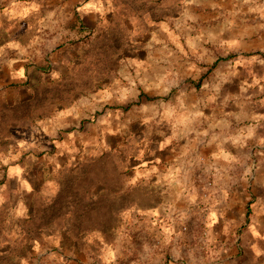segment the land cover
Listing matches in <instances>:
<instances>
[{
  "label": "rangeland",
  "instance_id": "rangeland-1",
  "mask_svg": "<svg viewBox=\"0 0 264 264\" xmlns=\"http://www.w3.org/2000/svg\"><path fill=\"white\" fill-rule=\"evenodd\" d=\"M174 2L0 0V103L19 123L0 131L15 140L0 147V264L169 261L173 241L141 227L133 209L156 198L134 180L136 160L162 124L189 119L203 95L191 86L217 89L221 49L193 45L192 31L211 36L236 20L244 40L253 11L264 13V0Z\"/></svg>",
  "mask_w": 264,
  "mask_h": 264
},
{
  "label": "crops",
  "instance_id": "crops-1",
  "mask_svg": "<svg viewBox=\"0 0 264 264\" xmlns=\"http://www.w3.org/2000/svg\"><path fill=\"white\" fill-rule=\"evenodd\" d=\"M262 15L251 14L253 38L243 40L236 20L211 36L192 31L193 45L221 49L217 89L191 86L203 95L192 100L189 119L162 124L147 157L136 160L134 180L156 198L133 209L141 227L173 241L166 264H264V83L254 80L256 65L264 73V45H255Z\"/></svg>",
  "mask_w": 264,
  "mask_h": 264
},
{
  "label": "trees",
  "instance_id": "trees-1",
  "mask_svg": "<svg viewBox=\"0 0 264 264\" xmlns=\"http://www.w3.org/2000/svg\"><path fill=\"white\" fill-rule=\"evenodd\" d=\"M162 1H167V0H162ZM173 3L174 0H173ZM216 64V63H215ZM214 64V65H215ZM38 71H39V74L41 75V81L43 79V75L45 73H47L44 65L43 66H38ZM147 98V95L146 94H141L139 96V102H143L144 100H146ZM12 108L10 107V105L7 103V102H1L0 103V131L1 129L5 128L7 130H18L19 129V123L14 120V121H9L7 118H5L4 115H8V114H11V110ZM13 143H15V140L12 139V138H7L2 132H0V147L2 146L3 149L5 147H11L12 145H14ZM48 177L45 178V180H47Z\"/></svg>",
  "mask_w": 264,
  "mask_h": 264
}]
</instances>
